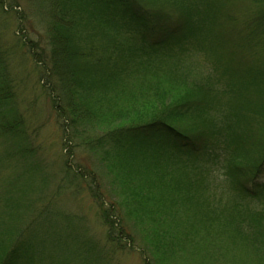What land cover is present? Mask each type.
Instances as JSON below:
<instances>
[{
    "label": "trees",
    "instance_id": "16d2710c",
    "mask_svg": "<svg viewBox=\"0 0 264 264\" xmlns=\"http://www.w3.org/2000/svg\"><path fill=\"white\" fill-rule=\"evenodd\" d=\"M229 1H37L48 18L49 96L70 123L105 131L91 149L126 198L144 204L157 264H180L191 248L218 263L220 241L227 249L249 246L264 261V80H237L215 52L217 26L237 20L227 15ZM246 24L244 44L264 46V7ZM192 52L214 53L218 75L191 79ZM5 61L0 55L3 160L34 170ZM215 163L233 192L230 203L217 204L205 188ZM189 206L185 222L180 213ZM103 215L112 233L115 222Z\"/></svg>",
    "mask_w": 264,
    "mask_h": 264
},
{
    "label": "rangeland",
    "instance_id": "374dc122",
    "mask_svg": "<svg viewBox=\"0 0 264 264\" xmlns=\"http://www.w3.org/2000/svg\"><path fill=\"white\" fill-rule=\"evenodd\" d=\"M37 1L0 0V55L6 60L15 105L36 161L32 170L20 159L3 160L8 144L0 139V264L13 260L11 264H157L148 247L150 226L144 204L126 198L106 163L91 149L105 131L70 123L49 96L54 79L46 63L48 18L40 15ZM257 7H264V0H230L227 15L237 20L224 19L216 30L220 39L215 52L223 67L231 66L242 82L253 77L264 80V46L244 44L246 22ZM214 60V53H190L191 79L218 75ZM253 89L251 99L258 101ZM210 166L215 169L212 182L205 186L211 192L207 193L217 204L232 202L221 163ZM254 202L259 205L260 199ZM184 209L180 217L188 222L190 206ZM104 210L115 222L112 233ZM220 244L222 260L210 264H241L242 257L246 264H264L249 246L240 243L239 248L227 249L223 241ZM208 255L206 249L201 253L191 248L179 262L208 264Z\"/></svg>",
    "mask_w": 264,
    "mask_h": 264
}]
</instances>
